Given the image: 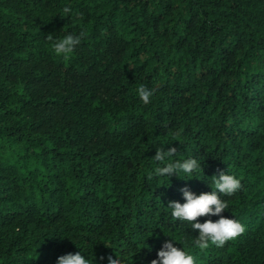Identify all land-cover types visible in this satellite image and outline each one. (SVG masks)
<instances>
[{
  "label": "trees",
  "instance_id": "trees-1",
  "mask_svg": "<svg viewBox=\"0 0 264 264\" xmlns=\"http://www.w3.org/2000/svg\"><path fill=\"white\" fill-rule=\"evenodd\" d=\"M81 31L67 60L46 39ZM172 147L202 169L156 176ZM220 171L246 231L200 250L168 202ZM171 239L195 264H264V0H0V264H151Z\"/></svg>",
  "mask_w": 264,
  "mask_h": 264
},
{
  "label": "clouds",
  "instance_id": "clouds-1",
  "mask_svg": "<svg viewBox=\"0 0 264 264\" xmlns=\"http://www.w3.org/2000/svg\"><path fill=\"white\" fill-rule=\"evenodd\" d=\"M63 11L65 14H69L71 8L65 7ZM84 37L85 32L81 31L78 35L69 33L63 38H55L53 34H50L46 39L50 42L52 51L67 60L75 48L81 44ZM137 92L145 105L150 103L151 97L154 95L153 89L143 85L137 89ZM176 154L175 147L167 151L163 148L157 149L153 159L164 166L155 169L156 176H167L170 179L173 175L178 177L180 173L192 176L194 172L202 169V165L196 158L182 162H169L170 158ZM211 179L214 185L211 193H202L197 196L185 188L182 192L186 203L169 201L167 206L172 210L171 215L174 219L189 222L191 229L199 232L194 243L200 250H206L210 245L222 248L226 242L236 239L246 231V227L238 220L228 219L221 215L229 207L228 202L221 197L234 195L241 188V181L234 175L225 174L223 171H220L218 175H213ZM203 216H220V219L216 222L212 220H207L204 223L197 222L198 218ZM172 241L174 240L171 239L163 244L161 250L157 252V259L152 260L151 264H195V257L184 249L175 247ZM115 257L109 255L107 257L108 264H122L123 260L116 255ZM58 264H94V262L86 258L82 252H77L58 257Z\"/></svg>",
  "mask_w": 264,
  "mask_h": 264
}]
</instances>
